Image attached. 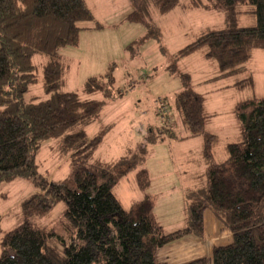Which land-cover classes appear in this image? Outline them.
<instances>
[{
    "label": "trees",
    "instance_id": "obj_1",
    "mask_svg": "<svg viewBox=\"0 0 264 264\" xmlns=\"http://www.w3.org/2000/svg\"><path fill=\"white\" fill-rule=\"evenodd\" d=\"M188 1L189 9L222 10L226 27L204 32L175 60L204 51L220 78L244 73L251 52L264 51V0ZM130 2L135 9L127 20L144 22L149 3L164 14L180 0ZM240 15L255 23L237 27ZM84 22L101 27L85 0H0V186L26 179L39 191L20 202L23 222L2 236L0 264H158L156 254L165 246L187 237L204 238L207 211L230 232L232 242L214 247L210 258L186 264H264V98L238 104L239 140L226 145L224 162L215 163L212 147L218 139L204 131L201 98L190 90L176 95V110L191 137L204 138L208 169L205 184L186 193L185 226L165 233L155 220L150 196L126 210L113 193L135 168L127 157L116 164L78 161L81 153L98 148L107 130L92 137L72 130L93 125L107 101L122 98L119 91L115 95L112 68L83 88L84 93H102V101L62 91L68 65L60 51L78 46ZM37 54L46 57L41 79L45 96L27 98L39 81L32 62ZM147 135L152 145L162 140L161 132L154 134L151 128ZM51 140L60 141L62 155L73 153L72 174L56 183L41 176L35 163ZM136 181L142 190L149 186L145 171L137 173ZM60 203L65 206L58 218L60 233L36 223Z\"/></svg>",
    "mask_w": 264,
    "mask_h": 264
},
{
    "label": "rangeland",
    "instance_id": "obj_2",
    "mask_svg": "<svg viewBox=\"0 0 264 264\" xmlns=\"http://www.w3.org/2000/svg\"><path fill=\"white\" fill-rule=\"evenodd\" d=\"M87 2L101 27L96 28L93 22L81 23L79 26L84 29L79 33L78 46L60 51L68 65L62 91L78 93L83 100L102 101V93H84L83 88L89 79L104 77L112 68L114 92L115 95L121 92L122 98L107 101L93 125L72 130H84L90 137L92 132L98 134L107 130L98 148L92 154L81 153L78 161L116 164L127 157L135 168L113 189L122 206L128 210L150 194L154 196L155 220L163 231L170 233L183 228L186 190L205 184L208 166L203 155L204 138L191 137L176 110L174 99L186 90L201 98L204 131L218 138L212 147L213 160L215 163L224 162L227 159L226 145L237 142L241 133L236 115L238 104L264 98V51L251 52L244 73L220 78L217 65L205 58L204 51L178 61L175 56L204 32L225 28L222 10L189 9L186 7L189 1L180 0L174 9L161 14L149 3L144 22H135L127 20L135 9L130 0ZM254 23V18L249 15H240L236 19L239 28ZM45 60L41 54L32 58L39 81L31 87L27 98L45 96L41 88ZM158 99L168 103L165 117L168 124L157 116L155 102ZM150 123L159 128L153 131L154 134L161 132L165 138L158 144L162 146L154 148V144L147 140ZM72 154L62 155L58 140L46 142L35 158L38 173L47 177L49 182L68 179L73 172ZM158 158L163 160L159 164L163 170L148 174L147 164ZM140 171L147 173L149 186L145 190L136 181ZM37 192L33 182L26 179H16L0 186V240L23 222L20 202ZM64 208L63 203L58 204L47 217L37 219L36 223L60 233L58 218L62 217Z\"/></svg>",
    "mask_w": 264,
    "mask_h": 264
},
{
    "label": "crops",
    "instance_id": "obj_3",
    "mask_svg": "<svg viewBox=\"0 0 264 264\" xmlns=\"http://www.w3.org/2000/svg\"><path fill=\"white\" fill-rule=\"evenodd\" d=\"M85 2H86L87 7L92 12V14L94 15V18L96 20V16H95L92 8H90V6L88 5L87 0H85ZM62 57H63V59H65L64 55H62ZM136 104L137 103H135V107H136ZM155 114H156V112H155ZM150 128L153 129V131L156 129H159L158 127H155L154 124L151 125V123H150V127H147V129L149 130ZM170 134H172V136H173L172 130H171ZM93 135H96V134L92 132L91 137ZM164 141H165V138L163 137L161 140V143ZM161 143L160 142L156 143L153 145V147L156 148L157 146H162V145H158ZM162 162H163V160L161 158H158L156 161L154 159H152V161H149V164H147L148 174L151 172H154V173L161 172L163 169L159 166V164H161ZM202 175H204V173ZM197 178H198V176H196V179ZM201 184H203V183L200 182V185ZM198 188L199 187H197V186L192 187V188L186 190V193L188 191L195 190ZM146 195L151 197V199L153 201V210H154V207H155L154 206V198H153L154 196H152L150 194H146ZM204 230H205V234H204L203 239H198V238H194V237H187L185 239H182L180 241H177L175 243H172L170 245L165 246L163 249H161L157 252L156 262L158 264H186V263H189V262L197 260V259L210 258L212 255V250L214 247L228 245L232 242V236H231L230 232L227 229H225L213 217V215L208 211L205 212V215H204Z\"/></svg>",
    "mask_w": 264,
    "mask_h": 264
},
{
    "label": "built area",
    "instance_id": "obj_4",
    "mask_svg": "<svg viewBox=\"0 0 264 264\" xmlns=\"http://www.w3.org/2000/svg\"><path fill=\"white\" fill-rule=\"evenodd\" d=\"M155 108H156V112L161 118L165 119V117H167L166 115L168 113L169 107L164 103L162 99H158L155 102Z\"/></svg>",
    "mask_w": 264,
    "mask_h": 264
}]
</instances>
